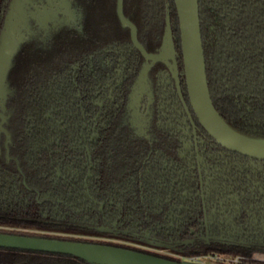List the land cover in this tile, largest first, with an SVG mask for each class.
<instances>
[{
  "label": "trees",
  "instance_id": "1",
  "mask_svg": "<svg viewBox=\"0 0 264 264\" xmlns=\"http://www.w3.org/2000/svg\"><path fill=\"white\" fill-rule=\"evenodd\" d=\"M11 1L0 0V34ZM83 2L82 28L69 16L53 22L52 27L51 20L42 22L31 17L30 31L14 56L8 73L10 91L0 104V120L6 115L3 124L12 133L10 159L4 143H0V224L60 226L70 230L104 226L105 233L116 227L117 232L120 227L150 229L157 239H173L188 255H246L254 248H264L261 228L249 226L247 216L241 219L239 230L225 226L222 218L208 219L194 241L186 243L192 238L188 227H200L201 195L198 203L193 199L190 208L185 205L174 225L166 228L169 220L163 210L156 212V196L162 199L161 203L168 196L174 200L179 197L176 189L180 188L188 189L191 198H195L198 171L192 179L185 176V169L178 164V140L171 129L163 130L156 124L158 138L151 144L145 137L128 135V125L120 124L126 117L122 105L128 86L133 80L134 86L138 78L141 54L133 43L131 29L117 14L116 0ZM199 9L214 104L236 129L264 137V0H199ZM124 12L137 25L144 46L156 52L161 48L169 16L178 51L177 69H184L174 0H124ZM43 29H53L46 44L37 38ZM103 50L118 53L121 59L117 67L121 72L113 82L112 97L100 109V104H96L99 75L92 70L90 57ZM164 68L165 64L158 63L151 71L156 90ZM178 96L177 93L174 99L179 100ZM186 99L189 101L187 93ZM108 116L112 119L105 123ZM93 124L98 135L89 140ZM1 134L6 136L5 132ZM157 149L159 153H155ZM152 162H156L154 167L165 163L159 184L148 171ZM170 165L176 166L175 172L170 170L176 175L175 180L169 177ZM141 170L145 204L139 199L138 184L134 182ZM225 178L226 174H222L217 182ZM127 180L131 184H126ZM169 180L170 184H166ZM187 181L190 184H185ZM215 185L223 201L233 196L250 197L246 184ZM170 201L161 207L167 209ZM244 206L249 208L247 203L240 204L243 216L248 213L243 211ZM0 231L50 236L34 231ZM20 262L89 264L75 255L0 246V264Z\"/></svg>",
  "mask_w": 264,
  "mask_h": 264
},
{
  "label": "flooded vegetation",
  "instance_id": "2",
  "mask_svg": "<svg viewBox=\"0 0 264 264\" xmlns=\"http://www.w3.org/2000/svg\"><path fill=\"white\" fill-rule=\"evenodd\" d=\"M38 3H49L50 1H56L54 5V10H51L53 16L58 19H63L66 17L65 13H69V17L74 20V24H78V27L82 28L81 19H82V9L84 2L83 0H33ZM116 10L118 13V0H116ZM123 11H124V0H123ZM125 14V12H124ZM126 15V14H125ZM129 18V17H128ZM121 19V18H120ZM130 19V18H129ZM131 20V19H130ZM132 21V20H131ZM133 22V21H132ZM134 23V22H133ZM135 24V23H134ZM56 25V24H55ZM136 25V24H135ZM50 27L54 26V23L49 24ZM137 26V25H136ZM129 27V26H128ZM48 28V27H47ZM130 28V27H129ZM131 29V28H130ZM138 30V27H137ZM53 29H43L38 35V41L41 43H48L52 38ZM133 40V39H132ZM140 43L144 46L142 41L139 39ZM134 43V42H133ZM135 45V44H134ZM139 49L141 54V66L138 72V78L136 84L133 86L134 80L129 84V92H127V97L122 105V109L126 112V117L122 119L120 124L128 125V135L145 137L148 141L154 143L156 141V124L160 126L163 130L171 129V133L175 135L178 140V152L180 153V161L178 164H181V169H185L186 177L191 179L195 176V170L198 171V183L197 186V196L191 198V193L188 194V189L180 190L177 188L176 191L179 194V197L172 200L168 196L164 199L162 203H169V207L164 209L161 207V198L156 196V212L160 213L164 211V216L169 222L166 224V228H170L174 225V220L177 217L181 216L179 212L186 207L190 208L192 202L199 200V196L202 197V218L199 224L200 227L197 229L195 227L189 226L188 235L192 238L187 239L186 243L194 241L195 236L200 234V231L205 225V221L212 218H222L226 220L224 223L225 226L229 228H235L239 230L241 219L247 216L249 220V226L252 228H261L260 234L264 236V159H258L254 157L241 158L240 155L235 154L234 150H230L220 144L199 121L189 98V93L187 89L186 76L184 69L180 71L177 69V74L175 75L173 70L163 61H157L150 65L147 70V73L142 71L146 64H150L152 59L147 58L142 50ZM147 52L155 53L156 51H149L145 46ZM121 58L118 57V53H115L110 50L99 51L94 53L90 57V64L94 73L98 72L99 75V90L97 91L98 100L96 104H100V109L107 101L108 98L112 97L113 82L116 79V76H120L121 68L118 66V61ZM158 63L165 64L164 68L160 72L159 77V90H156V79L152 76L151 71ZM118 72L114 75V71ZM184 74V78L182 75ZM122 83V81L120 82ZM185 87H184V85ZM133 88L131 89V87ZM186 89V90H185ZM179 94V100L174 99L176 94ZM186 93L188 95L189 101L186 99ZM193 110V111H192ZM195 115V116H194ZM5 117V119H3ZM98 116L95 117L97 121ZM112 119L111 116H108L105 119V123L109 122L108 120ZM6 120V115L3 114L2 119L0 120V143H4L6 147L7 158L10 159L11 155L9 153V142L12 140V133L4 126V121ZM200 124V125H199ZM91 133H89V140H92L91 136L96 137L98 133L96 132V124L90 125ZM96 129V130H94ZM204 129V131H202ZM1 132H5L6 136L3 138ZM160 133L158 134V136ZM2 139V140H1ZM225 148V149H224ZM152 150V149H151ZM149 151L146 158L151 154ZM155 153H159L157 149ZM239 153V152H237ZM242 154V153H239ZM158 155V154H157ZM245 155V154H243ZM145 158V160H146ZM159 157L156 156V161H159ZM164 160H166L164 158ZM262 160V161H256ZM153 163L156 165V162H152L149 165L148 171L152 172L154 179L156 180L155 184H159L160 172L163 174L165 163L163 166L157 165L153 166ZM153 166V167H152ZM180 169V170H181ZM175 172L176 166L170 165L169 171ZM170 171V172H171ZM171 172L169 175L170 178H176V175ZM226 174V178L220 182L218 178ZM138 179H135L134 182L138 184L139 189V199L142 204H145V194H144V181H143V172H139ZM168 178V176H166ZM182 178V177H181ZM177 180V179H176ZM176 182V181H175ZM174 182V183H175ZM217 182V183H216ZM173 183V184H174ZM126 184H131L130 180L126 181ZM170 184V180L168 183ZM185 184H190L189 181ZM196 184V183H194ZM214 184H246L245 190L247 193L250 192V197L237 198L231 197L223 201L216 190V185ZM249 185V187L247 186ZM128 186V185H127ZM190 195V196H188ZM249 195V194H248ZM194 199V200H193ZM248 200V202H247ZM247 203L249 208L246 209L244 206L243 211H248V213L243 216L240 212V204L245 205ZM159 206H158V205ZM190 206V207H189ZM242 207V206H241ZM157 213V214H158ZM242 215V217H240ZM89 226V225H88ZM240 227V228H239ZM0 228L8 230H18V231H34L38 233L47 234L54 238H64L72 240H82V241H91V242H101V243H110L123 245L130 248L140 249L152 253H158L164 256H169L175 259L182 258L180 256L191 257L193 255L185 254L180 250V247L175 244L173 239L160 240L153 235L150 229H129L117 227L112 230H109V233L102 231L104 226L100 228L86 227L79 230H70L62 228L60 226L46 227V228H36V227H26V226H16V225H3L0 224ZM223 228V225H222ZM234 230V229H232ZM160 234V230H158ZM4 232V231H2ZM182 232V234H184ZM15 233V232H10ZM23 234V233H18ZM170 234V233H169ZM174 234V233H173ZM187 234V233H186ZM223 234L221 230L220 235ZM30 235V234H28ZM44 236V235H39ZM61 236V237H60ZM209 236V235H208ZM207 236V237H208ZM114 239L125 240L126 242H117ZM129 242H134L142 245H147L150 247H155L157 249H170L176 251L180 256L168 255L159 250H152L142 246L133 245ZM206 254V253H201ZM200 253L194 254L197 256L201 255ZM239 259L236 263H251V264H264V248H254L250 254L238 255ZM263 258V259H262Z\"/></svg>",
  "mask_w": 264,
  "mask_h": 264
},
{
  "label": "water",
  "instance_id": "3",
  "mask_svg": "<svg viewBox=\"0 0 264 264\" xmlns=\"http://www.w3.org/2000/svg\"><path fill=\"white\" fill-rule=\"evenodd\" d=\"M180 22L181 49L187 89L192 107L205 129L224 147L264 159V137L246 134L233 127L214 104L202 38L199 0H174ZM56 1L38 3L33 0H12L0 34V104L10 91L8 73L14 63L22 41L29 33L30 18L39 21L52 20ZM118 13L125 26L131 28L134 44L147 58L142 74L157 61L165 62L177 74L178 51L167 16V24L161 48L149 53L138 40L137 26L124 14L123 0H118ZM66 17L69 13H65ZM5 119V117L3 118ZM0 246L27 250H39L75 255L89 264H201L152 253L123 245L54 238L39 235L0 231Z\"/></svg>",
  "mask_w": 264,
  "mask_h": 264
},
{
  "label": "rangeland",
  "instance_id": "4",
  "mask_svg": "<svg viewBox=\"0 0 264 264\" xmlns=\"http://www.w3.org/2000/svg\"><path fill=\"white\" fill-rule=\"evenodd\" d=\"M52 22L57 23V18L55 16H52ZM114 241L117 242H126L125 240H121V239H114ZM133 245H137V246H142L145 248H149L152 250H159L163 253H167L168 255H174V256H180V254L176 251L170 250V249H157L155 247H150L147 245H142V244H138V243H132L129 242ZM182 258V260H186V261H194L196 263H201V264H226V262H229L233 259L236 258V255H232V254H220L218 252H209L206 254H201L200 256L197 255H193L191 257H186V256H180ZM19 264H25V262H20Z\"/></svg>",
  "mask_w": 264,
  "mask_h": 264
},
{
  "label": "built area",
  "instance_id": "5",
  "mask_svg": "<svg viewBox=\"0 0 264 264\" xmlns=\"http://www.w3.org/2000/svg\"><path fill=\"white\" fill-rule=\"evenodd\" d=\"M239 259V256L238 255H236V258L235 259H233V260H231V261H237ZM263 259V258H262Z\"/></svg>",
  "mask_w": 264,
  "mask_h": 264
}]
</instances>
